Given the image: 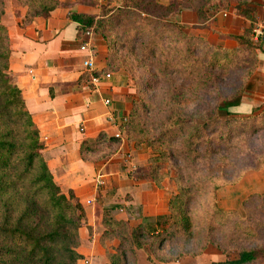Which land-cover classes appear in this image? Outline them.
I'll use <instances>...</instances> for the list:
<instances>
[{"label":"trees","instance_id":"trees-1","mask_svg":"<svg viewBox=\"0 0 264 264\" xmlns=\"http://www.w3.org/2000/svg\"><path fill=\"white\" fill-rule=\"evenodd\" d=\"M19 1L27 9L24 24L37 17L50 16L58 6V0ZM124 1V16H133V12L127 13L126 10L141 6L139 1L134 6H128L131 0ZM152 2L143 4L141 10L137 9L146 17L136 18L158 29L167 27L175 44L186 39L187 44L181 48L184 50L182 57L177 58L181 65L192 63L191 59H196L195 66L203 63L194 56L193 41L186 37L183 25L161 22L164 15L151 16L148 6ZM254 6L249 13L239 15L250 19ZM157 7L168 15L174 11L171 5ZM193 9L198 25L206 23L214 14L211 8L205 10L203 4ZM4 13V0H0V264H77L83 258L77 249L80 246L79 230L86 225L85 210L72 191L63 193L55 183L21 91L9 77L10 45L8 31L2 22ZM113 13L114 8L106 10V15L99 19L76 14L72 20L80 25V34L91 28L105 40V28L102 27L108 24L107 19ZM252 29L228 38L240 46H250L257 58L258 44L251 41ZM111 66L107 54L108 71H111ZM241 95L242 92L229 97L218 96L209 112L171 106L159 119L154 118L150 107L145 104H131L123 125L127 141L136 150L143 146L156 149L147 160L149 176L157 187H161L164 179H170L175 192L169 198L166 215L144 217L135 228H129L126 222L114 217L113 212L119 205L101 207L104 231L100 244L106 249L109 264H135L136 250H144L148 261L154 264L152 255H157L166 243L191 234L196 227L192 217L195 203L202 198H206L203 215L209 220L205 227L206 245H212L225 257L223 261L210 264H249L264 255L260 250H241L237 259L231 260L212 238L217 230L213 222L229 216L217 205L216 193L220 186L216 182L221 180L233 184L243 172L258 169L264 158V151L255 154L252 146V137L264 130V108L246 115L231 113L230 109L239 105ZM239 142L246 143L248 150L243 167L233 166L231 178H224L221 164L234 165L237 162L232 158L237 154L235 150ZM118 143L117 138L100 133L96 139L82 143L81 158L94 159V154L103 151L100 159H104L110 154L104 151ZM161 165H167V173H160ZM256 196L251 195L242 203L244 209ZM113 241L118 242L117 246H108ZM201 252L204 249L195 254L185 253L196 256Z\"/></svg>","mask_w":264,"mask_h":264},{"label":"crops","instance_id":"crops-1","mask_svg":"<svg viewBox=\"0 0 264 264\" xmlns=\"http://www.w3.org/2000/svg\"><path fill=\"white\" fill-rule=\"evenodd\" d=\"M117 2L58 0L50 16L37 17L25 24L26 8L19 5L7 9L2 17L10 45L8 74L20 89L38 131L44 159L61 191H72L85 210L86 225L79 230L77 249L83 258L77 264H109L106 249L100 244L104 231L102 206L119 205L113 212L114 217L135 228L144 217L166 215L169 198L175 192L170 179H164L161 187H157L147 173L131 177L130 173L138 174L146 169L149 158L148 154H137L123 130L124 120L132 108V92L118 72L108 71L107 48L102 37L92 29L90 34L85 31L80 34V25L72 20L76 14L99 19L106 15V10L115 8ZM260 22H264V4L254 6L250 19L225 12L224 16L216 15L207 21L206 25L214 31L209 28L208 38L219 43L225 41L221 39L223 36L241 35ZM178 23L199 26L193 10H182ZM86 42L92 55L83 47ZM256 55L258 65L249 77L239 105L230 109L233 114L246 115L264 107V37L258 43ZM90 58L94 65L87 69L84 62ZM107 74L110 76L106 77ZM100 133L117 138L119 143L104 151L110 152L104 159H100L103 151L94 154V159H82V143L96 139ZM259 172L264 174V165ZM99 176L102 185L97 184ZM255 192L259 190H252ZM220 194L218 191L221 197ZM226 203L234 204L231 198ZM117 244L113 241L108 246ZM205 252L192 262L157 264H204ZM212 253L215 255L212 262L223 261L218 253ZM135 264H151L144 250H136Z\"/></svg>","mask_w":264,"mask_h":264},{"label":"rangeland","instance_id":"rangeland-1","mask_svg":"<svg viewBox=\"0 0 264 264\" xmlns=\"http://www.w3.org/2000/svg\"><path fill=\"white\" fill-rule=\"evenodd\" d=\"M136 1H139L141 6L127 9V13H134L129 17L127 14L124 16L126 1L118 0L113 15L107 19L108 24L102 27L105 28L103 34L106 39L104 40L100 35L106 44L107 54L112 64L110 70L118 72L124 79V85L132 92L131 104L133 102L145 104L150 107L154 118L159 119L171 106L207 112L213 107V101L218 96L229 97L235 93L244 92L250 74L258 65L250 46H240L237 41L229 39L228 35L221 38L225 41L214 43L212 38H208L210 25H206L207 22L199 26H184L183 31L186 37L193 41L194 56L203 63L195 66L196 59H191L192 63L181 65L177 58L182 57L184 50L181 48L187 44L186 39H181V42L175 44L173 35L167 27L158 29L151 23H142L136 18L146 17L137 9L141 10L143 4L153 1L148 6L151 16L164 15L161 22L175 23L178 22V15L182 10L195 11L193 7L203 4L205 10L211 8L214 12L208 20L210 21L216 15L224 16L225 12L234 16L249 13L254 5L264 4V0H131L128 6H134ZM18 5L26 8L19 0H4L5 12ZM169 5L174 7L170 15L157 7ZM210 29L214 32L212 28ZM178 51H181V54H178ZM252 141L254 153L263 152L264 130L252 137ZM246 147V143H238L235 150L237 154L232 158L237 160L234 165L221 164V170L225 172L224 178H231L233 166L243 167L242 164L246 159L245 152L248 151ZM155 150L143 146L137 150V154H148L150 158ZM262 165H264V158L258 169L243 172L233 184L224 183L221 180L216 182V185L220 186L219 194L222 192L221 197L218 191L216 193L217 205L224 212H228L229 216L227 219L222 218L216 223L213 222L217 230L212 238L225 250V254L231 260L237 259L241 250L264 252V187L261 186L264 185V174L259 172ZM168 170L167 165H161L160 173H167ZM148 171L149 165L146 169L140 170V173L136 174L134 171L130 175L131 177L142 176L147 173L149 176ZM242 180L244 182H241ZM238 186H241V189ZM254 189H258L259 192L252 193ZM251 195L257 196L251 199L244 209L242 203ZM259 195H263L262 198H259ZM228 198L233 200V206L226 203ZM205 202L206 198H202L195 203V213L192 217L196 227L191 234L178 238L173 243H166L157 255H152L154 264L162 261L192 262L201 254L194 256L185 252L195 254L201 249L207 250L203 257L204 264H210L212 259H215L212 252L218 253L223 260L225 259L215 247L206 245L205 227L209 220L203 215ZM233 207L236 209H232ZM236 226L237 228H233ZM249 264H264V255Z\"/></svg>","mask_w":264,"mask_h":264},{"label":"built area","instance_id":"built-area-1","mask_svg":"<svg viewBox=\"0 0 264 264\" xmlns=\"http://www.w3.org/2000/svg\"><path fill=\"white\" fill-rule=\"evenodd\" d=\"M85 32H86V34H90L91 28L86 29ZM263 37H264V22L256 23L252 29L251 39L254 43H258ZM83 47L90 50V53L92 55V52H91L92 50H91V47H90L88 42L84 43ZM93 65H94V63L92 61V58H90L84 62V67L87 69H92ZM109 76L110 75H108V74L106 75V77H109ZM105 104L108 105L109 102L106 101ZM126 121H127V119L124 120V124L126 123ZM97 184L102 185V177L101 176L98 177Z\"/></svg>","mask_w":264,"mask_h":264}]
</instances>
